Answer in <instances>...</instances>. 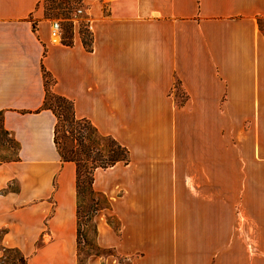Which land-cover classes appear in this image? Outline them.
I'll use <instances>...</instances> for the list:
<instances>
[{"label":"crops","instance_id":"0c3cea01","mask_svg":"<svg viewBox=\"0 0 264 264\" xmlns=\"http://www.w3.org/2000/svg\"><path fill=\"white\" fill-rule=\"evenodd\" d=\"M83 44L54 41L40 0H0V264H78L76 165L43 109L42 67L128 162L93 171L111 252L87 264H264V0H88ZM182 90L172 95L174 84ZM109 216L118 221L113 227Z\"/></svg>","mask_w":264,"mask_h":264},{"label":"rangeland","instance_id":"374dc122","mask_svg":"<svg viewBox=\"0 0 264 264\" xmlns=\"http://www.w3.org/2000/svg\"><path fill=\"white\" fill-rule=\"evenodd\" d=\"M87 1L88 0H40V6L43 9L45 18L51 22L57 21L59 23L61 42H70L75 19H78L79 31L81 34L85 39L90 40V32L86 20L83 14L77 13L78 9L85 8ZM45 6L47 7L45 10L46 14L44 11ZM51 79H53L51 76L47 77L48 85L51 83ZM171 92V94L175 96H180V94H182L180 86L176 83ZM48 103L52 105L57 112L68 117L72 112V106L70 104L61 102L54 96L49 97ZM59 104L62 106L60 107ZM13 137L14 136L11 132L6 134L0 129V162L15 160L17 158V146L12 141ZM96 140H98V147L104 146L105 141L99 139ZM86 181V178L83 177L82 194L80 198L81 219L79 225L80 242L78 249V264H87L89 257L92 255L104 256L111 252L110 249H105L99 246L96 241L95 215L99 211H104V209L109 207L107 199L100 192H91ZM108 221L113 227L118 228L119 224L117 220L112 219L109 216ZM20 259L21 256L19 252L12 250L4 253L1 262L19 263Z\"/></svg>","mask_w":264,"mask_h":264},{"label":"trees","instance_id":"16d2710c","mask_svg":"<svg viewBox=\"0 0 264 264\" xmlns=\"http://www.w3.org/2000/svg\"><path fill=\"white\" fill-rule=\"evenodd\" d=\"M44 7V11L46 10ZM46 14V11H45ZM83 44L85 47H89V41L81 34ZM64 43V42H63ZM70 44V42L65 43ZM44 86H45V98L42 105L43 109H49L55 115L56 122L53 131V141L59 156L62 161H71L76 165V189L78 197L77 207V219H78V233H77V248L79 249L80 242V198L82 194L83 177L86 178V183L91 192H94L92 188L93 171L96 168H107L114 165L117 162H128L129 151L126 146L120 144L116 139L110 135L100 134L94 125L86 117L77 118L74 114L72 101L66 97L56 94L52 90V86L55 83L51 74L45 71L42 67ZM51 76V83L48 85L47 77ZM50 96L56 97L61 102H66L72 106V112L68 116L57 112V110L48 103ZM61 107L62 105L59 104ZM82 125V126H81ZM0 129L3 133L8 134L9 131L4 128L3 125V113L0 111ZM96 139L105 141L103 147H98ZM12 141L17 146V158L19 151V143L12 138ZM16 158V159H17ZM15 159V160H16ZM11 161V160H7ZM2 162V161H1ZM19 264H24V259L21 257Z\"/></svg>","mask_w":264,"mask_h":264},{"label":"built area","instance_id":"2783aa9c","mask_svg":"<svg viewBox=\"0 0 264 264\" xmlns=\"http://www.w3.org/2000/svg\"><path fill=\"white\" fill-rule=\"evenodd\" d=\"M83 12V10L80 8L78 9L77 13L81 14ZM51 36L54 37L56 36L57 39L60 38V26L59 23L57 21H53L52 25H51Z\"/></svg>","mask_w":264,"mask_h":264},{"label":"bare ground","instance_id":"6f19581e","mask_svg":"<svg viewBox=\"0 0 264 264\" xmlns=\"http://www.w3.org/2000/svg\"><path fill=\"white\" fill-rule=\"evenodd\" d=\"M53 40H54V41H57V37H56V36H54V37H53Z\"/></svg>","mask_w":264,"mask_h":264}]
</instances>
